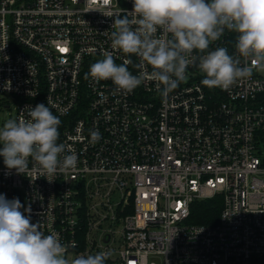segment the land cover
Returning <instances> with one entry per match:
<instances>
[{
    "label": "built area",
    "instance_id": "obj_1",
    "mask_svg": "<svg viewBox=\"0 0 264 264\" xmlns=\"http://www.w3.org/2000/svg\"><path fill=\"white\" fill-rule=\"evenodd\" d=\"M132 0H0V103H43L75 169L42 177L32 162L0 166V194L71 243L70 257L111 251L105 264H264V73L229 90L188 79L167 97L145 79L131 93L86 77L111 52L114 13ZM233 34L210 49L234 53ZM134 74L151 71L130 57ZM23 111V112H21ZM101 139L90 142V131ZM222 198L213 225L188 223L194 201ZM23 211V209H21ZM27 214V213H26ZM157 261V263H156Z\"/></svg>",
    "mask_w": 264,
    "mask_h": 264
},
{
    "label": "clouds",
    "instance_id": "obj_2",
    "mask_svg": "<svg viewBox=\"0 0 264 264\" xmlns=\"http://www.w3.org/2000/svg\"><path fill=\"white\" fill-rule=\"evenodd\" d=\"M132 5L111 16V48L128 58L117 64L111 52L104 53L85 74L94 82L110 80L115 92L131 93L150 79L167 97L186 82L189 67L203 75V85L225 91L264 73V0H132ZM226 32L233 34L234 53L226 46L210 49ZM133 55L151 71L134 75ZM26 108L27 118H9L0 126V156L9 173L25 175L30 161L42 177L75 169L77 154H65L66 146L58 143L59 117L43 103ZM100 139L98 130L90 131L91 143ZM72 247L59 233L46 235L39 221L32 223L30 206L0 194V264H105L112 255L70 257Z\"/></svg>",
    "mask_w": 264,
    "mask_h": 264
},
{
    "label": "trees",
    "instance_id": "obj_3",
    "mask_svg": "<svg viewBox=\"0 0 264 264\" xmlns=\"http://www.w3.org/2000/svg\"><path fill=\"white\" fill-rule=\"evenodd\" d=\"M0 106L5 107L4 103ZM222 207V198L215 195L212 198L194 201L190 205L187 222L196 225H213L217 222Z\"/></svg>",
    "mask_w": 264,
    "mask_h": 264
},
{
    "label": "rangeland",
    "instance_id": "obj_4",
    "mask_svg": "<svg viewBox=\"0 0 264 264\" xmlns=\"http://www.w3.org/2000/svg\"><path fill=\"white\" fill-rule=\"evenodd\" d=\"M6 100H8V107H2L0 106V126L3 125V123L9 119V118H13L15 116V103L9 98V97H5ZM2 147V146H0ZM3 165V157L0 156V166ZM157 263V261H156Z\"/></svg>",
    "mask_w": 264,
    "mask_h": 264
}]
</instances>
